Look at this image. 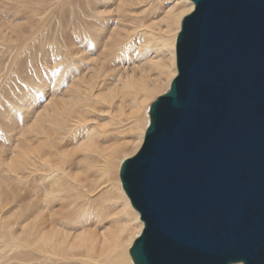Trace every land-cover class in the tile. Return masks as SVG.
<instances>
[{
    "label": "bare ground",
    "instance_id": "1",
    "mask_svg": "<svg viewBox=\"0 0 264 264\" xmlns=\"http://www.w3.org/2000/svg\"><path fill=\"white\" fill-rule=\"evenodd\" d=\"M12 1L28 8L27 0ZM71 4L67 33L59 20L53 34L43 35L59 7L51 0H36V9L24 12L33 23L16 39L9 40L0 27L1 50L14 48L0 71L8 82L16 83L15 89L10 85L9 95L0 91V135L14 153L9 161H0V264H134L129 248L143 223L118 171L122 161L140 148L149 107L177 73L176 37L194 4L191 0ZM1 24L16 29L11 22ZM36 33L40 37L34 49ZM24 53L27 75L20 78L16 65ZM161 56L167 57L164 65ZM108 57L119 63L114 74L118 83L100 93L99 68ZM154 68L157 74L152 76ZM125 95L135 114L129 127L134 135L122 142L123 122L112 115L110 120L120 127H114L113 136L106 134L96 119H103L101 113L109 109L96 104L111 103L118 96L123 113ZM61 143L74 148L60 150ZM24 183L31 187L18 199L16 185ZM53 202L59 205L57 211ZM22 203L28 208L21 210ZM8 204L13 205L5 210ZM108 217L113 230L103 223Z\"/></svg>",
    "mask_w": 264,
    "mask_h": 264
},
{
    "label": "water",
    "instance_id": "2",
    "mask_svg": "<svg viewBox=\"0 0 264 264\" xmlns=\"http://www.w3.org/2000/svg\"><path fill=\"white\" fill-rule=\"evenodd\" d=\"M168 90L119 178L134 264H264V0H191Z\"/></svg>",
    "mask_w": 264,
    "mask_h": 264
},
{
    "label": "rangeland",
    "instance_id": "3",
    "mask_svg": "<svg viewBox=\"0 0 264 264\" xmlns=\"http://www.w3.org/2000/svg\"><path fill=\"white\" fill-rule=\"evenodd\" d=\"M44 1V0H42ZM53 3L59 5L57 11L55 13H53V17L48 21L45 32H44V36H50L51 34H53V32L55 31V29L57 28V23L59 20L60 23H62V32L64 33L66 31V33L68 32L69 28H70V21H71V13H72V8H71V2L72 0H51ZM36 0H27L26 5L27 7H20L19 5H17V3L13 2L12 0H4L2 2H0V27L2 32H4L6 34V36L10 37L12 39H16L17 34H21L22 32H28V29H30V26L32 25L31 23H33V21L26 19L23 17L24 12L31 9H36ZM14 6V7H13ZM19 8V10H17ZM21 10V11H20ZM18 14V15H17ZM22 14V15H21ZM17 15V16H15ZM21 15V16H19ZM2 22H11L13 25L16 26L15 30H12V28H8V27H4L1 23ZM38 36V37H37ZM40 37V35L38 33L35 34V36L33 37V48H37L38 46V38ZM62 35L60 37H58V40L60 42L61 41ZM33 48H31L30 51L33 50ZM45 49H48L45 48ZM14 53V48H12L11 51H2L0 48V65H5L7 62H9V59L11 57V55ZM26 56L27 54H21L19 57V62L16 65V72L17 74H19L18 76L21 77H25L27 75V68L24 67L25 64V60H26ZM40 60L43 61V56L40 57ZM161 60H162V64H166L167 63V57L165 56H161ZM45 62V61H44ZM93 63V62H92ZM119 66V63H116V61L114 60V57H108V59L105 60V62L100 66L101 68H99V78L97 79V81H99V84H101V87H97V92L100 93H108L109 90L111 88H113V86H115L114 84H117L118 82L114 80V74L117 71V67ZM81 70H78V72H80ZM4 70L0 71V91L3 92L6 95H9L8 89L11 85L12 89H15L16 87V83H14L13 80L8 82V79L6 78V76L3 74ZM152 76H155V74H157V71H155V68L151 71ZM85 75V74H84ZM89 78V74H86V78ZM8 84V85H7ZM18 85V84H17ZM19 86V85H18ZM106 87V89H103V87ZM96 92V93H97ZM157 97V96H156ZM113 101L111 103H101V104H96L98 109H109L108 113L102 112L101 115L102 117H104L103 119L97 115H95V117H99L96 119V122L98 120H100L99 122H97V124L100 127H103L105 129H107V133L111 136H113L115 134L114 132V127H120V124H114V121L110 120L112 115H115L118 119H120L123 123H122V127L120 128L122 131L121 135H122V139L124 140H129L131 138V136L134 135L133 130H130L129 127L133 124L132 123V119L134 117V113L131 110V106L129 105V97L128 95L124 96V100H123V106L125 104L124 107H122L123 109V113L120 112V109L117 104L120 101V99L118 98V96H115L114 98H112ZM111 99H107V101H110ZM151 102L153 99H150ZM112 110V111H111ZM115 112V114H114ZM1 118V116H0ZM12 118L14 119L15 116L12 115ZM1 122V120H0ZM90 122V121H88ZM107 122V123H105ZM83 132V131H82ZM12 133V132H11ZM82 136V134H81ZM102 137V136H101ZM101 137H98L97 140L100 141ZM122 141V142H123ZM108 144V143H107ZM10 144L8 142L7 139H5V136L0 135V161L5 160V161H9V158L14 154L13 152H10V148L8 147ZM63 147H60V150H69V149H73L74 146L73 145H68L66 147H64L63 143L60 144ZM106 144H102V146L104 147ZM2 150V151H1ZM54 156V155H53ZM123 155H120V158H123ZM118 163H119V159ZM116 160V161H117ZM7 163V162H6ZM121 165V164H120ZM118 175H119V171H118ZM19 186V191H17L16 193L18 194L17 197L18 199H21L22 196H20L21 194H23L26 189L30 188L31 185L30 184H21V185H16ZM22 189V190H21ZM13 204H8L4 207V209H9L12 207ZM15 205V204H14ZM52 209L57 211L59 208V205L57 202H53L51 204ZM16 208V206H15ZM21 210H23V208H28L25 206V203L21 204ZM14 210V209H13ZM110 218H106L104 219L103 223L107 228H110L111 230H113L115 228L112 227V225L109 222Z\"/></svg>",
    "mask_w": 264,
    "mask_h": 264
},
{
    "label": "snow or ice",
    "instance_id": "4",
    "mask_svg": "<svg viewBox=\"0 0 264 264\" xmlns=\"http://www.w3.org/2000/svg\"><path fill=\"white\" fill-rule=\"evenodd\" d=\"M137 264H140L139 260H137Z\"/></svg>",
    "mask_w": 264,
    "mask_h": 264
}]
</instances>
